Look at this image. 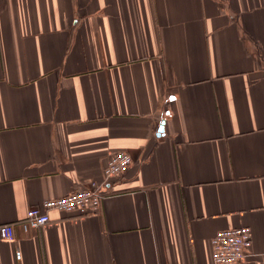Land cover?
<instances>
[{"label": "crops", "instance_id": "1", "mask_svg": "<svg viewBox=\"0 0 264 264\" xmlns=\"http://www.w3.org/2000/svg\"><path fill=\"white\" fill-rule=\"evenodd\" d=\"M164 123L163 132H159ZM133 159L95 214L44 200ZM0 264H264V0H0Z\"/></svg>", "mask_w": 264, "mask_h": 264}, {"label": "built area", "instance_id": "2", "mask_svg": "<svg viewBox=\"0 0 264 264\" xmlns=\"http://www.w3.org/2000/svg\"><path fill=\"white\" fill-rule=\"evenodd\" d=\"M132 156L127 151H118L109 159L101 182L92 181L89 188H81L70 194L51 200H44L39 207L30 209L19 222L24 232L41 230L50 222L53 211L68 214L82 212L95 214L106 197V185L114 178L124 176L132 166ZM15 224L0 226L2 240L15 236ZM252 230L249 227L230 228L219 231L211 240L214 264H239L244 261L252 248Z\"/></svg>", "mask_w": 264, "mask_h": 264}, {"label": "water", "instance_id": "3", "mask_svg": "<svg viewBox=\"0 0 264 264\" xmlns=\"http://www.w3.org/2000/svg\"><path fill=\"white\" fill-rule=\"evenodd\" d=\"M164 123L162 124V126H161V128H160V130H159V132H163V130H164Z\"/></svg>", "mask_w": 264, "mask_h": 264}]
</instances>
